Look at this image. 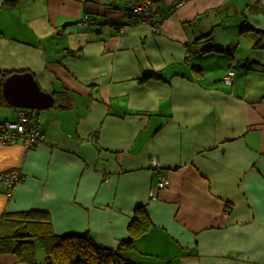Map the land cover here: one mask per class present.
<instances>
[{"label":"crops","instance_id":"obj_1","mask_svg":"<svg viewBox=\"0 0 264 264\" xmlns=\"http://www.w3.org/2000/svg\"><path fill=\"white\" fill-rule=\"evenodd\" d=\"M151 7L156 27L132 24L127 0H0V71L31 72L53 98L66 92L26 108L42 144H0V171L24 175L0 190V217L40 210L55 234L115 249L142 207L150 227L129 251L136 264H264V94L237 87L263 63L235 56L243 44L218 31L264 30V0ZM86 16L94 23L81 25ZM240 33L264 52L253 30ZM18 108L5 100L0 124ZM152 159L169 180L154 197ZM0 264L27 263L2 253Z\"/></svg>","mask_w":264,"mask_h":264},{"label":"trees","instance_id":"obj_2","mask_svg":"<svg viewBox=\"0 0 264 264\" xmlns=\"http://www.w3.org/2000/svg\"><path fill=\"white\" fill-rule=\"evenodd\" d=\"M247 30H253L256 37L254 48L264 46V30L252 29L248 25L240 27L242 33ZM1 34L0 29V36ZM10 73L0 71V105L5 103L1 83ZM63 94L66 92L59 91L54 96L55 105L62 100L59 96ZM149 227L150 222L144 209L136 207L128 226L127 238L112 249L97 243L89 233L55 234L46 212L34 209L5 212L0 217V254L14 253L27 264H37L34 245H38L44 252V260L50 261V264H136L129 251L134 248L137 237Z\"/></svg>","mask_w":264,"mask_h":264},{"label":"built area","instance_id":"obj_3","mask_svg":"<svg viewBox=\"0 0 264 264\" xmlns=\"http://www.w3.org/2000/svg\"><path fill=\"white\" fill-rule=\"evenodd\" d=\"M131 13V23H146L156 27L159 22L154 19L152 10V0H127ZM182 1L175 4L179 6ZM94 20L86 16L81 21V25L93 24ZM121 32L123 26L118 27ZM232 71H228L224 77L227 83L231 82ZM44 134L40 129L38 121L30 114L26 108H18L14 121H5L0 124V144L20 142L26 149L33 148L44 142ZM90 142L96 140L94 133L88 135ZM150 166L156 170L157 178L155 189L150 196L154 197L157 190L165 188L169 184L168 178L159 170V162L156 159L150 161ZM24 175L18 169H8L0 171V190L11 191L14 185L22 180ZM106 179V176L103 177Z\"/></svg>","mask_w":264,"mask_h":264},{"label":"water","instance_id":"obj_4","mask_svg":"<svg viewBox=\"0 0 264 264\" xmlns=\"http://www.w3.org/2000/svg\"><path fill=\"white\" fill-rule=\"evenodd\" d=\"M2 95L14 107L44 109L52 106L54 98L50 92L38 85L31 72H15L2 80ZM50 264V261H47Z\"/></svg>","mask_w":264,"mask_h":264},{"label":"rangeland","instance_id":"obj_5","mask_svg":"<svg viewBox=\"0 0 264 264\" xmlns=\"http://www.w3.org/2000/svg\"><path fill=\"white\" fill-rule=\"evenodd\" d=\"M218 31H221L225 34H227V36H231L232 33H235V35L237 36V40H240V44L242 46V50L238 49L235 53V56H237L238 54H242L243 55V59L246 61L249 58L250 59H254L257 56H260V60L261 63H263V65H258L257 70H245L247 71V76L243 77L242 75L238 76L237 79V87L238 89L243 88V94L251 97L253 95H261L264 94V52H256V49H251L249 48L248 44L245 42V39H247V36L242 35L238 28H228L225 27L221 29H218ZM215 38H216V43L220 42V38H222V35L220 34V32H217L215 34ZM227 39V38H226ZM247 47V48H245ZM223 56L227 55V52L224 51L222 52ZM255 60V59H254ZM241 66V65H239ZM237 69H240L237 67ZM245 68H243L244 70ZM217 73H221L222 71L220 70H216ZM245 78V82L243 81ZM34 256H35V260L37 262V264H47V262L44 260V252L42 250L41 247H39L38 245H34Z\"/></svg>","mask_w":264,"mask_h":264}]
</instances>
